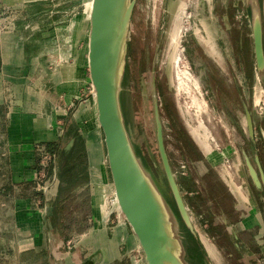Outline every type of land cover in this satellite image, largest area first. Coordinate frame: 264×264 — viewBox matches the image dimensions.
I'll use <instances>...</instances> for the list:
<instances>
[{"label":"rangeland","instance_id":"1","mask_svg":"<svg viewBox=\"0 0 264 264\" xmlns=\"http://www.w3.org/2000/svg\"><path fill=\"white\" fill-rule=\"evenodd\" d=\"M256 1L261 10L262 0ZM90 4L0 0V264H48L39 249L28 248L36 246L33 232L40 231L41 252L47 250V236L65 238L57 251L66 252L82 230L81 221L63 229L33 227L38 219L53 225L62 218L48 207L54 204L50 193L63 143L52 152L47 143L33 145L31 182L22 188L30 196L24 204L14 202L16 188L7 190L12 170L8 159L20 152L16 144H8L7 129L22 132L30 122L41 129L50 123L58 132L65 123L71 131L79 130L76 152L87 148L94 162L99 156L104 203L96 238L115 233L120 239V261L114 264H146L115 201L96 118L87 64ZM127 43L121 90L127 130L175 213L187 262L245 264L244 257L261 259L264 75L255 67L251 0H135ZM155 101L169 164L196 236L179 217L163 174ZM26 136L23 132L21 140ZM94 140L99 141V155ZM79 168L77 172L84 170ZM56 246L50 242V249Z\"/></svg>","mask_w":264,"mask_h":264},{"label":"water","instance_id":"2","mask_svg":"<svg viewBox=\"0 0 264 264\" xmlns=\"http://www.w3.org/2000/svg\"><path fill=\"white\" fill-rule=\"evenodd\" d=\"M134 3L135 0H91L87 56L96 118L103 134L115 201L138 241L146 264H189L175 229V213L139 159L122 110V81ZM263 22L264 0L261 10L257 1L251 0L255 67L261 77L264 75ZM153 114L157 150L172 201L184 225L196 236L169 164L156 101ZM80 264H94V261L88 258Z\"/></svg>","mask_w":264,"mask_h":264},{"label":"crops","instance_id":"3","mask_svg":"<svg viewBox=\"0 0 264 264\" xmlns=\"http://www.w3.org/2000/svg\"><path fill=\"white\" fill-rule=\"evenodd\" d=\"M30 120L35 121L34 118ZM49 121H51L50 118ZM26 126V129H23L22 132L18 129H7L8 144H16L20 148V152H16L18 153L17 155H11L8 159L12 170L11 175H9V188L7 190L13 192V189L16 188L14 202L18 206L21 203L24 204L23 199L30 196L29 193L24 194L22 188L23 185L29 187L27 183L31 182L28 166H31L33 161H35L32 151L33 145L37 142L51 143L57 149L59 143H63L58 151L57 176L51 189L52 193H50L54 204L48 207L50 214L57 213L62 218L59 219L58 224L53 225L48 223L46 219L44 221L38 219L33 227L39 230L47 226L61 227L63 229L71 226H80L79 221L82 222V230L78 234L79 239L74 243L72 248H68L70 251H57L65 242V238L61 237L59 239V237L53 238L47 236L46 242H44L47 245V250L41 252L42 237L38 230H36L37 232H33L35 238L33 237L32 245L36 246L28 247L29 250L39 249L37 251L38 255H43V260H48V264H80L88 258H92L94 264H114L116 261H120V239L115 236V233H112V236L106 237V239L96 238L102 230L100 229V216L104 203L103 195L101 194L102 186H100L102 178L100 177L101 173L98 171L99 156L95 157L96 162H94L91 159L92 157L88 155L87 148L86 150L82 148L76 152L74 147L75 133L79 132V130L71 131L66 123L59 132L56 126L53 127L50 123L46 126L44 123L42 129L41 127L38 128L37 124L33 122L28 123ZM23 132L28 133L25 140H21L20 138ZM98 132L99 134L101 133L100 129ZM94 146L98 151V140L95 141ZM99 152L97 153L98 155ZM77 166L80 168L84 167V170L77 172ZM61 175L64 177L60 178ZM17 190L19 191L18 193ZM67 220L76 222V225L73 223L70 225L65 222ZM250 226H252V223ZM50 242L57 244L56 248H52L54 250L50 249ZM135 242H137L135 251L139 252L140 248L136 237ZM28 244L31 243L29 242ZM260 254L263 255L264 251H261ZM263 259L264 255L261 259H258L257 263L262 264L264 262Z\"/></svg>","mask_w":264,"mask_h":264},{"label":"flooded vegetation","instance_id":"4","mask_svg":"<svg viewBox=\"0 0 264 264\" xmlns=\"http://www.w3.org/2000/svg\"><path fill=\"white\" fill-rule=\"evenodd\" d=\"M243 261L245 262V264H258L257 261H259L257 258L254 257H245V259H243Z\"/></svg>","mask_w":264,"mask_h":264},{"label":"trees","instance_id":"5","mask_svg":"<svg viewBox=\"0 0 264 264\" xmlns=\"http://www.w3.org/2000/svg\"><path fill=\"white\" fill-rule=\"evenodd\" d=\"M47 147H48V149L52 152V151H54L56 148H55V145L54 144H51V143H48L47 144ZM64 176H60V178H63ZM65 179V178H64Z\"/></svg>","mask_w":264,"mask_h":264},{"label":"bare ground","instance_id":"6","mask_svg":"<svg viewBox=\"0 0 264 264\" xmlns=\"http://www.w3.org/2000/svg\"><path fill=\"white\" fill-rule=\"evenodd\" d=\"M91 5V4H90ZM89 27H90V24H89ZM88 33H89V31H88ZM88 43V42H87ZM88 52V51H87ZM88 54V53H87ZM87 59H88V56H87ZM88 64V63H87ZM92 94H93V91H92Z\"/></svg>","mask_w":264,"mask_h":264}]
</instances>
